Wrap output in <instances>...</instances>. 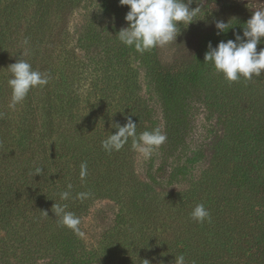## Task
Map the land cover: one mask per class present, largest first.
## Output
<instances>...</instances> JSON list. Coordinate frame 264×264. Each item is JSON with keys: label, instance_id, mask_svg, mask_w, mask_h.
<instances>
[{"label": "trees", "instance_id": "1", "mask_svg": "<svg viewBox=\"0 0 264 264\" xmlns=\"http://www.w3.org/2000/svg\"><path fill=\"white\" fill-rule=\"evenodd\" d=\"M84 3L0 0V264H174L181 254L186 264H264V72L230 83L204 60L209 43L242 36L252 12L240 4L210 11L166 48L139 53L118 39L129 11L119 0H98L96 21L74 36L70 21ZM216 21L231 29L218 34ZM20 58L51 79L10 110L8 67ZM138 69L155 106L139 94ZM197 103L215 116L210 156L183 190L160 193L140 180L131 138L120 151L101 147L113 124L131 119L137 136L159 128L167 139L157 172L168 184L185 180L196 158L186 137ZM69 183L73 198L62 201ZM83 191L91 197L74 198ZM100 201L116 212L93 245L52 212L67 204L82 224ZM200 203L210 221L191 219Z\"/></svg>", "mask_w": 264, "mask_h": 264}, {"label": "clouds", "instance_id": "2", "mask_svg": "<svg viewBox=\"0 0 264 264\" xmlns=\"http://www.w3.org/2000/svg\"><path fill=\"white\" fill-rule=\"evenodd\" d=\"M121 6H127L129 11L125 16L126 28L118 33V39L127 47H133L137 52L144 53L156 47L164 46L173 40L180 32V25H189L199 14V8L190 9V0H119ZM215 28L219 33H226L231 29L229 22L216 21ZM242 36L237 34L234 40L220 41L216 47L211 43L205 53L204 60L211 62L215 71L222 74L228 82H237L241 78L251 80L259 77L264 72V48L257 51L258 44L264 42V9L256 10L251 18L243 25ZM28 45V40L23 41ZM26 48L23 55H28ZM10 78L8 86L11 89L10 110H15L22 104L32 89L43 88L49 84L51 77L39 70H34L25 59H19L8 67ZM117 129L116 134H109L101 143L107 153L120 151L128 140L132 139V149L144 159H150L153 152L167 139L159 128L144 131L137 136V125L131 119L123 126L113 124ZM41 168L36 169L37 175ZM87 176V163L80 165V178ZM72 185H67V190L59 194L60 200L72 199ZM91 192L83 191L75 195V199L86 200L91 197ZM67 204L55 203L52 212L62 227L71 229L76 234L83 236L79 225L81 219L73 212L67 211ZM47 215V213H44ZM192 220L203 223L211 219L210 212L204 204H197L190 213ZM145 264H150L144 260ZM174 264H186L183 254L175 256Z\"/></svg>", "mask_w": 264, "mask_h": 264}, {"label": "rangeland", "instance_id": "3", "mask_svg": "<svg viewBox=\"0 0 264 264\" xmlns=\"http://www.w3.org/2000/svg\"><path fill=\"white\" fill-rule=\"evenodd\" d=\"M187 2V0H185ZM190 9L199 8V14L196 17L204 16L206 13L217 10L229 5H246V7L254 13L256 10L264 9V0H190ZM99 4L98 0H85L81 9L77 10L70 21V31L75 36L78 29L83 26L87 20L96 21L98 15ZM252 16V15H251ZM180 25L179 27H182ZM167 45V44H166ZM166 45L162 46L165 47ZM263 47V43L257 46V51ZM166 48V47H165ZM133 66L137 64L133 62ZM139 94L148 102L155 106V98L153 95L150 82L145 78L142 70L138 69ZM189 126L187 129V146L192 155H196L195 161L192 163L190 175L187 179L168 184L159 170L157 160V149L153 152L150 159H144L139 154H135V170L140 180L150 184L157 192H167L183 190L187 187L188 182L193 177H197L199 173L206 168L210 156V143L212 139V131L214 130L215 116L202 104H194L190 117ZM161 170L164 172V168ZM116 212L115 206L108 201L96 202L83 220L80 230L84 233L81 238L87 245H93L100 234L107 229L113 221ZM3 233L0 231V238Z\"/></svg>", "mask_w": 264, "mask_h": 264}]
</instances>
